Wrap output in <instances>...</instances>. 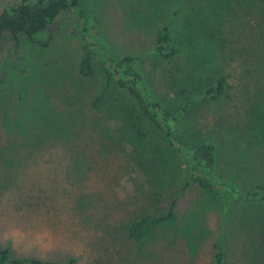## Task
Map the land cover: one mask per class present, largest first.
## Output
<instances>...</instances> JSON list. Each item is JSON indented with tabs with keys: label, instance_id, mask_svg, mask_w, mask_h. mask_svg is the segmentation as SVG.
Listing matches in <instances>:
<instances>
[{
	"label": "rangeland",
	"instance_id": "obj_1",
	"mask_svg": "<svg viewBox=\"0 0 264 264\" xmlns=\"http://www.w3.org/2000/svg\"><path fill=\"white\" fill-rule=\"evenodd\" d=\"M19 2L0 0V13ZM81 5L94 14L99 34L113 55L139 57L144 81L157 101L176 109L196 96L199 71L167 79L169 74L166 70L163 73L151 52L156 32L162 27L168 26L172 41L178 43L187 17L194 13L204 19L215 13L216 4L211 0H82ZM256 6L251 13L238 11L237 23L244 28L224 21V36L232 31L240 36L238 39L232 33L238 45L222 65L229 82L235 85L246 80L241 62L247 49L258 53L264 47L256 43L262 37L260 42L264 41V27L258 25L264 17L257 13ZM251 14L253 18L248 17ZM40 35L42 42L51 37L45 46L49 48L37 51L22 42L18 51L28 59V69L17 78L14 41L4 35L0 44V79L5 80L0 84V142L4 143L0 145V248L8 245L14 256L30 255L61 263L75 258L76 264H214L215 247L228 213L230 231L222 264H264V240H257L248 227L236 223L243 212L247 216L256 213L243 205L241 197L252 186H264L263 143L248 135L234 139L223 133L212 138L217 149L218 181L223 192L233 188L231 201L190 187L178 199L174 223L158 226L146 241L132 242L126 233L128 221L143 213L159 214L165 202L159 204L150 198L144 176L128 161V145L117 141L115 146H108L110 151L104 147L113 130H104L99 137L90 127H79L76 115L79 118L87 113L89 117L88 112L57 107L54 96L44 87V83L55 80L53 67L64 64L71 68L78 57L79 41L72 34L69 13H60L57 23ZM100 62L98 57L97 73ZM202 77L206 75L202 73ZM88 83L90 91L94 84L93 88L100 90L94 80ZM7 112L15 125L4 126ZM204 115L213 122L210 112ZM12 127L17 142L26 146L8 144L5 132ZM38 136L49 142L43 155L28 144H34ZM19 151L35 156L18 155ZM8 191L9 195L2 194ZM16 202L21 205L19 211L14 209Z\"/></svg>",
	"mask_w": 264,
	"mask_h": 264
},
{
	"label": "trees",
	"instance_id": "obj_2",
	"mask_svg": "<svg viewBox=\"0 0 264 264\" xmlns=\"http://www.w3.org/2000/svg\"><path fill=\"white\" fill-rule=\"evenodd\" d=\"M211 1L216 4V12L204 19L194 13L187 17L185 32L178 34V43L172 41L168 26L156 32L151 53L163 73L166 70L169 74L167 79L185 72L201 73L200 81L194 87L196 96L188 98L176 109L156 100L144 81L138 56L118 57L111 53L99 34L94 14L82 7V0H20L0 13V44L4 35L14 41L17 59L14 78L24 75L28 69V59L19 53V45L25 42L44 52L52 39L48 36L42 42L40 34L57 23L60 13H69L72 34L79 41L78 57L71 63V68L64 64L53 67L55 80L44 83V87L54 96L57 107L88 112L89 117L87 113L79 118L76 115L79 127H90L99 137H103L104 130H113L114 134L110 131L111 136H105L109 141H104V147L110 151L108 146H115L117 141L128 145V161L144 176L150 198L159 204L165 202L159 214L143 213L128 221L126 233L132 242L146 241L158 226L174 223L178 199L190 187L217 196L224 202L231 201L235 195L233 188L230 187V192H223L218 181L217 149L212 138L223 133L234 139L248 135L264 146V47L261 51L258 49V53L247 49L241 62L246 80L241 79L235 85L222 70L225 56L238 45L233 34L240 38L235 31L224 36V21L241 28L242 24L237 23L238 11L251 13L256 5L257 13L264 17V0ZM248 17L253 18L254 14ZM259 22V27H264V19ZM262 38L256 43L264 44V41L260 42ZM242 45L246 47L245 43ZM98 57L101 59L99 73L96 71ZM202 73L206 77H202ZM93 80L99 91L96 86L93 88L95 84L89 90L88 82ZM0 84H5V80L0 79ZM206 111L213 116L212 123L207 121ZM8 113L3 117L6 127L11 123L15 125ZM62 113L66 114L65 111ZM228 114H231L229 119ZM108 123H112L113 128H108ZM12 128L5 132L9 137L8 144L14 143L17 148L26 146L17 142V132ZM18 131L24 133L25 130ZM43 141L38 136V140L32 142L34 144H28L38 155H43L44 147L49 143ZM17 154L35 156L33 152L24 154L19 151ZM241 198L243 205L256 213L247 216L243 212L236 217V223L248 227L257 240H264V186H252ZM14 206H17L15 210H20V203L16 202ZM229 215H224L222 226L225 230L221 231L222 237L215 247L214 264L224 262L225 241L230 231ZM76 263L75 258L61 263L30 255L14 256L11 246L0 248V264Z\"/></svg>",
	"mask_w": 264,
	"mask_h": 264
}]
</instances>
